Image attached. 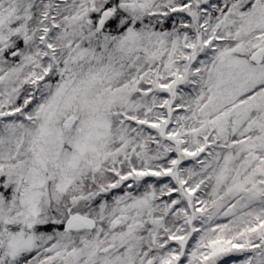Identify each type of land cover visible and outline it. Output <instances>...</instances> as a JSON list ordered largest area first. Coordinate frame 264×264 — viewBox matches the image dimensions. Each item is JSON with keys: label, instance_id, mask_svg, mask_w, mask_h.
<instances>
[{"label": "snow or ice", "instance_id": "obj_1", "mask_svg": "<svg viewBox=\"0 0 264 264\" xmlns=\"http://www.w3.org/2000/svg\"><path fill=\"white\" fill-rule=\"evenodd\" d=\"M0 264H264V0H0Z\"/></svg>", "mask_w": 264, "mask_h": 264}]
</instances>
